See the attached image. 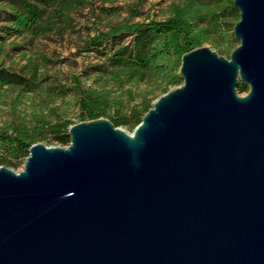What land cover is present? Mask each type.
<instances>
[{
	"label": "water",
	"instance_id": "1",
	"mask_svg": "<svg viewBox=\"0 0 264 264\" xmlns=\"http://www.w3.org/2000/svg\"><path fill=\"white\" fill-rule=\"evenodd\" d=\"M234 7L230 58L185 54L132 133L78 123L0 167V264H264V0Z\"/></svg>",
	"mask_w": 264,
	"mask_h": 264
},
{
	"label": "trees",
	"instance_id": "2",
	"mask_svg": "<svg viewBox=\"0 0 264 264\" xmlns=\"http://www.w3.org/2000/svg\"><path fill=\"white\" fill-rule=\"evenodd\" d=\"M80 4L81 0H0V100L11 89L33 91L39 77L38 67L22 74L4 67L1 56L5 42L15 37L31 35L38 38L51 33L53 18L65 16L69 19L72 9ZM197 4L196 0H187L184 5L176 6L171 17L166 20L148 23L126 21L90 37L85 43V51L100 52L106 57L103 65L91 68L96 76L95 81L103 85L87 88L79 78H74L73 90L79 96L80 123L107 117L110 111L116 109L122 111L123 116L112 117L114 125L135 130L145 114L153 108L154 101L183 84L179 74L183 56L203 47L210 33L208 28L202 27L206 16ZM229 11L233 14L237 12L234 2L229 6ZM224 14L219 11L210 13V16L214 22H218ZM128 37L133 38L131 44L125 42ZM236 48L228 45L220 49V55L230 56ZM86 76L90 77L91 73ZM109 82L118 85V90L143 84L153 85V88L144 96L131 90L118 95L114 87L107 89L105 84ZM238 91L241 94L248 93L249 87L240 82ZM150 96L153 98L150 99ZM138 97L142 98L139 103L128 106ZM35 121L28 125L20 123L0 129V167L16 168L20 160L29 157L31 147L39 143L44 131L45 124L40 116ZM72 124V121L67 120L64 124L56 125L52 141L69 146Z\"/></svg>",
	"mask_w": 264,
	"mask_h": 264
},
{
	"label": "rangeland",
	"instance_id": "3",
	"mask_svg": "<svg viewBox=\"0 0 264 264\" xmlns=\"http://www.w3.org/2000/svg\"><path fill=\"white\" fill-rule=\"evenodd\" d=\"M186 1L81 0V4L72 9L69 19L65 16L53 18L54 26L51 33L38 38L26 35L8 39L1 56L4 67L19 74L29 73L32 68L38 67L39 77L33 91L15 88L6 92L4 98L0 100V129L20 123L28 125L36 122V118L40 116L45 125H43L44 131L41 133L39 143L48 147L67 148L68 146L59 145L52 139L56 125L64 124L67 120L72 121L71 126L80 123L79 96L73 90L74 78H79L87 88H97L103 85L95 81L96 76L91 68L103 65L106 57H103L100 52L85 51V43L90 37L106 32L112 26L126 21L148 23L166 20L171 17L176 6L184 5ZM196 1L202 14L206 16L202 27L210 30L203 47H208L218 54L221 53L220 49H225L228 45L238 47L240 40L235 37L234 27L240 21L238 18L240 12L236 9V13H229V6L234 0ZM219 11L225 14L218 22H214L210 13ZM211 25L216 27L209 28ZM132 40V37H128L125 42L131 44ZM223 56L230 58L227 55ZM87 73H91V76L87 77ZM105 86L108 87L107 89L114 87L118 95L131 90L135 94L139 93L144 96L153 88V85L143 84L130 85L124 90H118V85H114L113 82ZM141 99L138 97L128 106H134ZM120 116H123V112L114 109L108 113L107 117L101 119L111 121L112 117ZM119 128L130 133L134 131L124 126ZM26 160H20L16 168H8L20 173L24 169Z\"/></svg>",
	"mask_w": 264,
	"mask_h": 264
}]
</instances>
